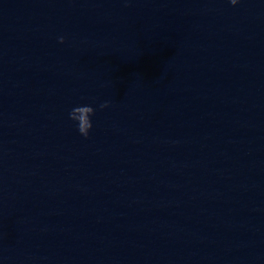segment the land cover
<instances>
[{"label": "water", "instance_id": "obj_1", "mask_svg": "<svg viewBox=\"0 0 264 264\" xmlns=\"http://www.w3.org/2000/svg\"><path fill=\"white\" fill-rule=\"evenodd\" d=\"M0 89L264 264V0H0Z\"/></svg>", "mask_w": 264, "mask_h": 264}, {"label": "clouds", "instance_id": "obj_2", "mask_svg": "<svg viewBox=\"0 0 264 264\" xmlns=\"http://www.w3.org/2000/svg\"><path fill=\"white\" fill-rule=\"evenodd\" d=\"M228 2L232 6H235L237 3H239V0H228ZM58 42L64 43V37H58ZM108 106L109 102L105 101L104 103H101L98 107L102 110ZM95 113L96 109H94L91 105L76 106L72 108L71 111L68 113V118L76 123L77 131L85 139L88 138L89 132L93 127L91 118L95 115Z\"/></svg>", "mask_w": 264, "mask_h": 264}]
</instances>
